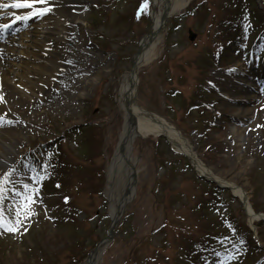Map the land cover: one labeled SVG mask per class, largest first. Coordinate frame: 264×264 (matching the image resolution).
Listing matches in <instances>:
<instances>
[{"label":"rangeland","instance_id":"1","mask_svg":"<svg viewBox=\"0 0 264 264\" xmlns=\"http://www.w3.org/2000/svg\"><path fill=\"white\" fill-rule=\"evenodd\" d=\"M93 1L76 22L79 69L40 112L45 134L31 138L30 123L10 162L0 159V264H84L109 236L107 168L123 125L116 89L151 32L152 2ZM12 18L0 14V43L20 38ZM155 51L139 72V104L224 179L240 176L264 215V0H194ZM249 91V101L233 100ZM232 140L239 147L228 152ZM133 153L136 195L101 264H264V222L249 225L231 187L199 177L164 138L138 140Z\"/></svg>","mask_w":264,"mask_h":264},{"label":"bare ground","instance_id":"2","mask_svg":"<svg viewBox=\"0 0 264 264\" xmlns=\"http://www.w3.org/2000/svg\"><path fill=\"white\" fill-rule=\"evenodd\" d=\"M193 0H151L152 2V36H144L140 40L141 56L133 59L134 69L127 73L119 82L117 88L118 111L123 125L118 136V146L115 150L113 162L128 167V179L133 175V193L136 191L138 172L136 165L140 157H134V144L159 134L167 135L171 146L179 153L186 155L196 172L218 184L232 188L233 194L238 196L247 212L248 223L253 227L259 216L248 200L246 188L240 176L231 180L224 179L215 169L206 165L201 159L194 144L174 125L165 118L141 106L138 100L139 72L150 64L155 57L156 48L166 32L168 21L184 11ZM14 0H0V4L11 5ZM90 4L96 6L93 0H48L47 4H36L35 7H47L50 11L40 17H30L18 20L30 13L31 9H16L12 7L0 8V14L6 13L13 17L15 30L20 38L10 37L0 43V159L10 162L17 147H21L25 128L29 129L31 138L45 134V126H37L41 120L40 112L47 115L53 104L57 102L58 90L70 84L68 77L79 68L75 64L78 57L74 47L83 36V30L76 25L79 16ZM27 48L31 50L27 51ZM70 87V85H69ZM63 90V89H61ZM254 94L245 96L235 95L234 101H249ZM241 117L250 114V110H241ZM228 152L239 147L238 141L232 140ZM0 173L1 170H0ZM112 168L107 170V177H111ZM113 179V177L109 178ZM110 196V218L115 224L124 215L125 204L118 202L119 198ZM118 194H121L119 189ZM127 210V209H126ZM102 245L92 258L85 264L102 263ZM11 255V261H16Z\"/></svg>","mask_w":264,"mask_h":264},{"label":"water","instance_id":"3","mask_svg":"<svg viewBox=\"0 0 264 264\" xmlns=\"http://www.w3.org/2000/svg\"><path fill=\"white\" fill-rule=\"evenodd\" d=\"M153 37V34L151 35ZM154 38V37H153ZM196 38V35L192 32H190V39L194 41ZM110 168H112V175L113 179H110L109 181V192L110 194L114 195L113 189H115V196L119 198L118 202L120 204H125V206L131 201L132 199V193H133V176L131 175V178L128 179V167L125 165H118L117 162H111ZM110 177V178H111ZM119 189L121 190V194H118ZM118 222L115 224L113 223L110 231H109V238L102 243H100L97 248L92 252L95 253L102 245H104V248L102 249L101 253L104 252V249L108 246L110 241L113 238V231L116 227ZM92 254L89 257V260L92 258Z\"/></svg>","mask_w":264,"mask_h":264},{"label":"snow or ice","instance_id":"4","mask_svg":"<svg viewBox=\"0 0 264 264\" xmlns=\"http://www.w3.org/2000/svg\"><path fill=\"white\" fill-rule=\"evenodd\" d=\"M48 0H14L11 5L0 4V8L12 7L16 9H31L30 13L23 17H16L18 20H27L30 17H40L45 15L50 11L47 7H35L36 4H47ZM10 27V25H5L4 28ZM26 199L31 200V197H26ZM34 203V201H32ZM31 214V213H29ZM3 226V225H0ZM8 231H15L16 229L9 227Z\"/></svg>","mask_w":264,"mask_h":264}]
</instances>
